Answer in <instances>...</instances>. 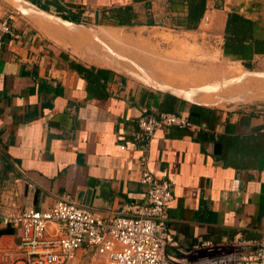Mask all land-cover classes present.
I'll use <instances>...</instances> for the list:
<instances>
[{
    "label": "crops",
    "instance_id": "0c3cea01",
    "mask_svg": "<svg viewBox=\"0 0 264 264\" xmlns=\"http://www.w3.org/2000/svg\"><path fill=\"white\" fill-rule=\"evenodd\" d=\"M9 12L18 13L20 38L0 39V207L47 210L67 197L107 215L143 203L147 155L151 173L167 171L172 181L168 230L180 247L264 237V53L255 51L264 0H0V18ZM233 15L251 23L242 38L232 33L240 21L229 31ZM161 39L175 54L196 49L227 67L193 71L185 83L158 72L162 65L119 74L114 58L134 63L140 55L142 63ZM225 44L251 52L227 53ZM77 66L98 79L89 82ZM210 71L226 75L204 78ZM151 109L198 128L160 127L144 151L138 118ZM19 241L18 229L0 228V264H24ZM71 264L103 263L80 249Z\"/></svg>",
    "mask_w": 264,
    "mask_h": 264
},
{
    "label": "built area",
    "instance_id": "2783aa9c",
    "mask_svg": "<svg viewBox=\"0 0 264 264\" xmlns=\"http://www.w3.org/2000/svg\"><path fill=\"white\" fill-rule=\"evenodd\" d=\"M17 15L9 12L0 18V39L6 35L20 38L14 24ZM138 127L136 140L144 151L160 127L198 128L186 116L154 109L138 118ZM148 159L144 155L141 161V183L146 190L143 203H124L107 215L67 197L57 198L47 210L0 207V228L20 231L18 248L24 264H71L80 249L103 264H264V237L239 238L226 244L200 241L190 249L174 242L168 230L173 184L167 171L163 177H155ZM26 182L35 189L34 183Z\"/></svg>",
    "mask_w": 264,
    "mask_h": 264
},
{
    "label": "rangeland",
    "instance_id": "374dc122",
    "mask_svg": "<svg viewBox=\"0 0 264 264\" xmlns=\"http://www.w3.org/2000/svg\"><path fill=\"white\" fill-rule=\"evenodd\" d=\"M165 39H169V36H165ZM163 42H164L163 45L161 46V48H159V50L157 52L158 54L157 55H149L147 57L142 56L141 59L142 60L145 59V61H143L142 63L139 62L140 61V55L139 56L136 55V59H138L139 61L135 60L134 63L125 61L119 57L114 58L115 61L118 62L117 67L119 68V74L121 73L122 75H125V74L129 75L128 74L129 71L135 72L137 75L139 73L144 74L145 73L144 71L147 70L146 68L150 67L153 69H155V68L158 69V66L160 67L162 65L163 70L158 71V72L163 73L165 76L172 77L173 79L180 81L181 83H185V82H188L187 80H189V78H190V75H191L190 73L193 71L195 73H199V72L201 73V72H204L203 70L207 69V68L217 70L216 68H219L222 66L227 67V65L223 64L219 60V57L216 54L212 57L210 63L208 64L205 62V59H203V57L201 55H198L199 52L196 49L194 51V54H192V56L189 55L187 57L184 54H182V55L180 53L175 54L174 52L169 51V48H167V46H169L170 42H168L167 40H164ZM162 60H165L166 63H161ZM231 66L232 65H230V66L228 65V67H230L229 71H231V75L239 72L237 69L231 68ZM241 70L244 71V68H241ZM188 73L190 75H188ZM223 75L225 76L226 74H221L220 72H216V71H213V72L210 71L209 75L205 76L204 78H209V80L210 79L212 80V79H217ZM194 76L196 77L197 75L195 74ZM196 80H201V79H196ZM202 80H203V78H202ZM204 80H206V79H204ZM209 82L212 83V81H209ZM216 82H218V81H216ZM207 84H209V83H207ZM193 85H197V83L191 82L190 84H188L186 86L189 88V87H193ZM231 92L233 93L232 90L229 91V93H231ZM207 99H211V97H205L202 100L207 101Z\"/></svg>",
    "mask_w": 264,
    "mask_h": 264
},
{
    "label": "trees",
    "instance_id": "16d2710c",
    "mask_svg": "<svg viewBox=\"0 0 264 264\" xmlns=\"http://www.w3.org/2000/svg\"><path fill=\"white\" fill-rule=\"evenodd\" d=\"M64 19H66V20H71L68 16H64L63 17ZM235 19V21H240L241 23H238L239 25L238 26H240L238 29H234L233 30V34L235 35V36H237V37H239V38H242L241 36H239V35H241V34H243L244 35V32H245V30H246V27L247 28H250L251 27V23L249 22V21H245V20H243L242 18H239V17H237V16H235V15H233V16H231L230 17V19H229V24H228V28H229V31H230V27L232 26V21ZM73 21V20H72ZM242 28V32H240V29ZM229 51H232V52H240V53H242L243 55H249L248 53H250L251 51H250V48L249 47H230V48H228V44H225V52H229ZM255 51H257V52H260V53H264V41L262 42V43H259V45L257 46V48L255 49ZM248 66V65H247ZM77 68V70L81 73V74H83L88 80H89V82H95L96 81V79H98V77L97 76H95V75H93V72L90 70V69H87V68H85V67H81V66H77L76 67ZM99 76H100V71H99V74H98Z\"/></svg>",
    "mask_w": 264,
    "mask_h": 264
},
{
    "label": "bare ground",
    "instance_id": "6f19581e",
    "mask_svg": "<svg viewBox=\"0 0 264 264\" xmlns=\"http://www.w3.org/2000/svg\"><path fill=\"white\" fill-rule=\"evenodd\" d=\"M104 36H106V38H109V40L115 42V44L117 43H126V37L124 36L125 34L120 33L119 31H112V30H106L103 32ZM128 39V38H127ZM118 45V44H117ZM142 45V44H141ZM143 46V45H142ZM141 46V47H142ZM144 48V46H143ZM127 49V48H126ZM236 68V67H235ZM207 101H211V99H207Z\"/></svg>",
    "mask_w": 264,
    "mask_h": 264
}]
</instances>
